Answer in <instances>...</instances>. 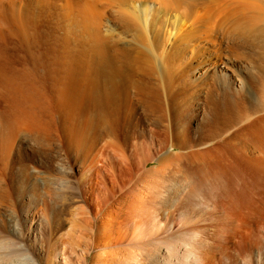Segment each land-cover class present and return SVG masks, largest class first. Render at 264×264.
<instances>
[{
  "label": "rangeland",
  "instance_id": "rangeland-1",
  "mask_svg": "<svg viewBox=\"0 0 264 264\" xmlns=\"http://www.w3.org/2000/svg\"><path fill=\"white\" fill-rule=\"evenodd\" d=\"M87 1L1 0V66L3 65L7 69L11 67L21 68L22 64L20 61L24 56L22 48H25L26 40L30 41L31 48H42L41 51L49 52L54 50L53 52H57L54 55H61L60 57L63 60L67 58L65 57L67 48H77L78 50L84 46L85 48H91L89 47L90 44H80V31L77 29L78 25L74 23L81 16L78 10L79 8L77 7L84 5ZM110 1H102L105 3L103 5L98 3V1L96 3L97 6L99 5L98 8L100 7L98 12L102 14L101 18H99L102 19V21L100 20L102 22L101 32L106 34V37H109V34H113V32V36L116 33V37H118L117 34L119 33L118 35L121 34L120 36L123 35L124 37L126 33L124 28L118 25L119 22L115 14H112L114 12L113 10L120 6L121 3L118 2L119 0ZM113 1L117 2L118 5L115 3L116 6L114 4L115 7L111 8L113 7ZM120 1L122 2L123 0ZM124 1L127 2L126 0ZM129 1L133 2L130 3ZM129 1L125 3L126 5L124 2L122 4L126 9L128 8V10L132 11V13L133 11L141 10L146 5L148 8H158L162 14L166 13L164 16L167 19L171 18V20H174L176 18H183L182 20H184L183 23L186 24V27L188 25L189 28H194L193 22L191 19H188L189 17L186 13L183 11L180 13L179 10L172 12V9L168 7L166 9V6L161 1V5L155 0ZM235 1L236 4L238 2L240 3V0ZM263 1L261 0V2ZM148 2L149 6L147 4ZM261 2L260 4H262ZM131 4L132 6H130ZM240 4L243 5L244 2ZM132 8L135 10H132ZM120 9L123 8L121 7ZM15 21L16 23H13ZM2 22L5 23L3 24ZM109 27H112L114 31ZM110 31L112 32L110 33ZM169 40L166 44L168 46L165 45L163 47L165 51H168L167 49L169 48V44L172 43L173 37ZM109 48L111 53H115L113 46H109ZM81 59H85V56H82ZM154 65L157 68L160 67L157 61L154 62ZM125 68L126 75L120 78L123 89H127L130 79L138 80L137 82L143 84L149 82L151 85L155 82L153 86H156V83L160 81V76L156 74L149 76L140 73L138 70H135L136 68L134 69V66L131 68L125 66ZM87 72L84 68L80 75L82 77L86 76L88 74ZM62 74L64 75L65 71ZM43 79L42 81L37 80L38 88L39 85L41 86V89L39 88L40 91L36 93L39 98H37V114L35 113V116L37 117L38 115V119L36 117L34 118L38 122V125L36 126L37 123L35 121L33 124L31 120V124L29 122L26 123L30 125L22 127L17 132L8 157L4 159L5 161L0 158L2 160H0V231L2 234L12 238L14 237V239L19 241L24 254L34 259L36 264H61L63 260L62 255L65 252L62 249L63 242L70 243L68 246L69 249L66 252L72 254V250L77 247L76 237L78 238L79 233L83 234V232H87V228L85 229V227H87V221L90 218L95 221L94 228L96 227V232L99 234V236L97 235L99 240L110 241L109 237L106 238L107 235L105 236V232H114L112 225L115 224L116 219L108 216L111 214V208L113 207H110L111 204H107L101 210L100 215L96 204V192L103 191L104 193L105 191L102 182L103 177L107 178L108 185L110 186L111 177L114 175H119V180L122 183L125 176L129 178L130 174L133 173L132 175L136 177L135 186L137 187V191L135 194L132 193L131 197L133 199L134 195L136 208L139 209V207L142 208L145 205V200L142 198L144 194L147 195V199L149 197L146 200L148 201V205L145 209L144 207L141 209L145 210L142 211L146 216L145 224L142 222L136 225V231L140 238H135L130 245L125 242L116 245L112 243L108 248L95 249L87 264H101V253L103 251L105 253L109 252L107 254L113 255L117 259H114V264H264L263 165L261 166V172H259L261 174H255L256 169H258L257 164L244 160L238 154H230L228 156L229 153L227 154L225 152V155L222 154L225 160L229 159L231 167L236 165L233 167L234 170L236 169L242 176L240 177L241 188H238L239 190L229 189L227 192H222L221 194L212 191V196H209V198L211 197L210 199L204 197L200 191V193L194 192L193 186L196 185L198 180V163H194L192 166L187 161L178 166L174 162L170 169L162 171L160 168H157V163L152 162V169L150 168L147 172L146 175L148 177L145 176L146 182L142 176L139 177L141 173L137 167L133 169V172L128 171L127 168L122 172L118 166H104V161L103 164L97 161L96 167H93V161L96 155L99 154V148L104 138L108 140L113 139V141H118L122 144L124 143L123 145H126L127 154H129L132 143H136L137 141L135 136L140 137L143 134L149 135L151 128L161 123L162 120L158 118L159 114L157 112L155 113V111L153 112L149 104L145 105L143 103L144 106L140 102L134 106V111L130 112L127 108L128 99L124 96V98L118 96L110 104L114 108L108 109L109 111L106 110L107 113L103 115L104 111H102L101 106L99 108L93 106L89 109L87 108L90 100H85L82 106L78 104L77 100L74 103L75 99L68 94L70 90L68 91L69 83L66 80L55 79L50 75L46 79ZM189 81L188 79L183 80L185 84L189 83ZM0 84L2 83L0 82ZM2 85H0V88L2 87L0 89V111H5L9 107L10 102L4 100L7 91L3 88L4 85ZM63 88L65 90L62 91L66 92L67 90L66 93L61 92ZM177 91H181V86L179 87L178 85ZM185 91L192 92L193 86H186ZM203 103V101H198L194 98H185V113L178 123L179 126L187 130L186 137L188 141H193V143H204V141L206 142L208 140V136L213 133L209 123L214 117L205 108H202ZM89 104L93 105L92 103ZM116 108L120 110L114 112L113 110ZM31 118L34 120L33 117ZM157 119L159 120L158 124L156 123ZM88 120L93 121L94 126L92 136L96 142V146L92 149L86 141L78 144L76 139L77 132L84 130ZM98 121H102V125ZM109 122L113 124L111 125ZM146 137L149 138V136ZM179 138L176 137L175 139L179 140ZM241 141L244 144V140H239V138L232 141L230 143V149L232 147L235 150L236 146L241 144ZM249 145L252 146L251 150H255L253 149L252 143ZM173 152L180 153L181 150L179 148L173 149ZM208 157L212 158V156ZM209 161L210 159L207 157L199 159L201 166L205 165V168L211 171V163H208ZM115 163L118 164L117 160ZM240 164L245 166L242 167ZM255 166L257 168H254L253 171L252 168ZM95 168H101L102 170L99 173ZM250 169L253 173L248 174V170ZM143 188L144 190H142ZM127 190L124 189L123 192L118 191L119 193H117L121 195V193H127ZM192 193L193 195H191ZM132 199H130L129 203H131ZM230 203L233 205H230ZM128 210H126V215H129ZM114 214L116 215V213ZM113 219L115 220L113 221ZM39 221H42V224ZM189 229L196 234L189 236ZM85 236L82 238H86ZM144 236H147L152 243H150L149 247L151 251L150 255L143 254L146 252L133 248V245ZM72 239H74L75 243H73L74 241ZM72 247L74 248L72 249ZM79 248L77 247L76 250L78 251ZM130 254L134 255L132 256ZM121 257L125 260L122 261Z\"/></svg>",
  "mask_w": 264,
  "mask_h": 264
},
{
  "label": "bare ground",
  "instance_id": "bare-ground-1",
  "mask_svg": "<svg viewBox=\"0 0 264 264\" xmlns=\"http://www.w3.org/2000/svg\"><path fill=\"white\" fill-rule=\"evenodd\" d=\"M97 1L102 5L105 2V0H88L84 5L77 7L81 16L74 21L78 25L77 29L80 31V44H90L88 46L91 48H85L84 46L79 49L80 51L77 48H67L65 56L67 58L63 60L60 57L61 55H54V50L49 52L41 51L42 48H31L30 41L26 40L25 48H22L24 59L23 57L21 58V68L11 67L7 69L0 64V82L4 86L0 85L7 91L6 94L4 93V100L10 102L9 107L5 111H0V158L4 160L8 157L17 132L22 127L30 125L31 121L32 123L35 121L37 98H39L36 93L41 89L40 85V89L38 88L37 80L42 81L43 78L46 79L50 75L55 79L66 80L69 83V89H67L68 91L70 90V93L68 94L75 99L74 103L77 100L78 104L82 106L85 100H90L89 103L93 105L88 103V109L92 106L95 108L101 106L104 115V113H107L106 110L114 108L110 104L116 97L124 96L128 99L127 108L130 112L134 111V106L139 102L145 105L149 104L153 112L155 111V113L159 114V120H162L158 124L159 120L157 119L156 123L158 125H153L154 127L151 128L149 135L135 136L137 141L136 143H132L129 154H127L126 145H123L124 143L113 141V139L111 141L103 137L99 154L96 155L93 161V167H96L97 161L101 164L104 161L103 165L106 167L118 166L122 172L125 168L133 172V169L137 167L141 173L139 177L142 176L146 182L145 176H147L146 174L150 170L152 162L157 163V168H160L162 171L170 169L174 162L178 166L187 161L192 166L194 163H198V180L193 188L195 193L200 191L206 198H209L210 195L212 196V191L221 194L222 192H227L229 189L236 190L241 188L240 177L242 176L236 169L234 170L233 167L236 165L231 167L229 159L225 160L223 157L225 152L229 153L228 156L230 154H238L244 160L257 164L258 169H256L257 172L255 171V174H261L259 173L262 169L261 166H264V1L240 0V3L244 2L241 5L239 2L236 4L235 0V2L233 0H155L159 4L163 2V5L166 6L165 8H171L172 12L179 10L180 13L181 11L186 13L189 17L188 19H191L193 22L191 23L194 25L193 28L190 23L192 28H189L188 25L186 27V24L183 23V18L167 19L164 16L166 13H160L158 8H148L145 5L146 8L138 9L140 12L133 11L132 13V11L128 10V8L126 9L122 4L123 2L124 4L127 3L129 0H126L127 2L124 0L122 2L114 0L122 4L119 3L123 9H120L121 7L118 6L116 7L118 9L113 10L112 14H115L119 22L118 25L124 28L126 32L124 37L123 35L120 36L121 34L118 35L119 33L117 34L118 37H116V33L113 36L114 32L113 34L111 32L114 29L112 27L113 30L109 27L112 30L110 31L112 35H109L112 37H106V34L101 32L102 19L99 18H101L102 14L98 12L100 7L98 8L99 5H96ZM114 1L111 8H114L116 4L118 5ZM147 4L149 6V2ZM132 10L135 9L132 8ZM13 23H16V21ZM171 37H173L172 43L169 44V48L167 47L168 51H165L163 47L170 41ZM109 46H113L115 53H111ZM82 56H85V59H81ZM155 61L159 63V68L154 65ZM125 66L130 68L134 66L135 70L149 76L156 74L160 76V81L156 83V86H153L155 82L152 85L149 82L143 84L137 82L138 80L135 81L129 78V83L127 82L129 86L127 89H123L120 78L126 75ZM84 68L88 71V74L82 77L80 74ZM64 71L65 74L63 75L62 72ZM185 79L190 80L189 83H186L187 85L183 82ZM124 82L126 81L124 80ZM178 85L179 87L181 86V91H177ZM186 86H193V91H185ZM62 90L65 89H61V92H63ZM185 98L203 101L202 108H205L214 117L209 123L213 133L208 136V140L204 141V143L188 141L186 137L187 130L178 125L185 113ZM119 110L116 108L113 111L118 112ZM37 117L36 119H38ZM28 122L30 124H26ZM36 123L37 126L38 122ZM99 123L102 125V121ZM93 128V121L88 120L84 130L77 132V143L80 144L86 141L91 149L95 148L96 142L92 136ZM146 136H149V138ZM176 137L182 139L176 140ZM118 138L121 139L120 137ZM237 138L244 140V144L241 141V144L237 145L235 150L232 147L231 150L230 143ZM250 143H252L253 149L257 151L251 150L252 146L249 145ZM178 148L181 152L174 153L173 149ZM208 156H212V158ZM205 157L210 159L208 163H211V171H208L205 165L201 166V162H199L200 158ZM116 160L118 164L115 163ZM242 167L240 166V168ZM254 168L257 167H253V171ZM95 169L99 173L102 170L101 168ZM212 171L213 173H211ZM248 171V174L253 173L251 169ZM132 174H130L129 178L125 176L122 183L119 180V175H114L110 180L111 187L108 185L107 178L103 177L102 182L105 191L104 193L103 191L96 192V204L100 215L101 210L107 204H111L110 207H113L111 208V212L109 211L111 214L107 215L110 218L116 219L115 224L112 223L114 232H105L106 238L109 237L110 241L99 240L97 237L99 234L96 232V227L94 228L95 221L88 218V225L86 224L87 227H85V229L87 228V232H83L84 235L79 233L78 238L76 237L75 240L77 241L76 246L80 247L78 251L76 250L77 247L76 249L72 247V249L74 248L72 254L66 252L69 249L70 243L64 239L65 242H63L62 249L65 252H63L61 264H87L95 249L108 248L112 243L116 245L125 242L130 245L135 238H140L136 231V225L142 222L145 224L146 216L142 212L145 210L141 209L143 207L144 209L146 208L148 205V201L146 200L149 197L147 199V195L142 194L145 205L142 208H136L134 195L133 199L131 197L132 193L135 194L137 191V187L135 186L136 177ZM124 189L130 190H127V193L124 192L118 195V191L123 192ZM130 199H132L131 203H129ZM214 199L216 200V198ZM127 204L129 205L126 208ZM202 204L204 203L202 202ZM230 205L233 204L230 203ZM127 209H129V215H126ZM41 222L40 224H42ZM190 230L188 231L189 236L196 234ZM84 236L86 238H82ZM147 236L142 237L136 243L134 242L133 248L146 252L143 254L150 255L151 251L149 247L151 242ZM72 240L74 241V239ZM107 253L105 251L101 253V264H114L113 262L116 258ZM121 259L122 261L125 260L122 257ZM0 264H36V262L29 255L24 254L19 241L14 239V237L2 234L0 231Z\"/></svg>",
  "mask_w": 264,
  "mask_h": 264
}]
</instances>
